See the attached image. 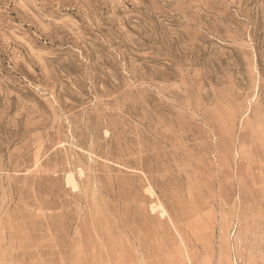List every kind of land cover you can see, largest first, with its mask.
I'll return each instance as SVG.
<instances>
[{
	"label": "rangeland",
	"instance_id": "374dc122",
	"mask_svg": "<svg viewBox=\"0 0 264 264\" xmlns=\"http://www.w3.org/2000/svg\"><path fill=\"white\" fill-rule=\"evenodd\" d=\"M0 264H264V0H0Z\"/></svg>",
	"mask_w": 264,
	"mask_h": 264
},
{
	"label": "bare ground",
	"instance_id": "6f19581e",
	"mask_svg": "<svg viewBox=\"0 0 264 264\" xmlns=\"http://www.w3.org/2000/svg\"><path fill=\"white\" fill-rule=\"evenodd\" d=\"M68 180H71V177H70V176L68 177ZM68 180H67V181H68Z\"/></svg>",
	"mask_w": 264,
	"mask_h": 264
}]
</instances>
